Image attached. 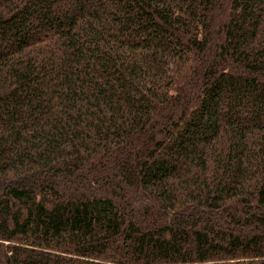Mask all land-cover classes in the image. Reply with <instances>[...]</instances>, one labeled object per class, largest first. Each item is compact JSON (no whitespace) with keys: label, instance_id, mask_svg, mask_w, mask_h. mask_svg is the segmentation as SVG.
I'll return each mask as SVG.
<instances>
[{"label":"trees","instance_id":"trees-1","mask_svg":"<svg viewBox=\"0 0 264 264\" xmlns=\"http://www.w3.org/2000/svg\"><path fill=\"white\" fill-rule=\"evenodd\" d=\"M0 264H264V0H0Z\"/></svg>","mask_w":264,"mask_h":264}]
</instances>
